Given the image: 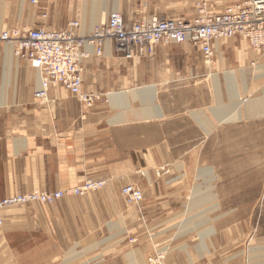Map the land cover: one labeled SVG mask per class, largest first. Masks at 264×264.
<instances>
[{
  "label": "crops",
  "instance_id": "1",
  "mask_svg": "<svg viewBox=\"0 0 264 264\" xmlns=\"http://www.w3.org/2000/svg\"><path fill=\"white\" fill-rule=\"evenodd\" d=\"M234 1L211 0V6L222 12ZM112 12L127 22L143 16L197 17L194 0H0V196L55 192L88 179L106 182L88 196L6 209L0 264H57L56 259L73 248L84 250L83 264H147L146 259L158 253L167 255L165 264H264V256L251 254L263 245L247 253L235 227L220 225V216L211 208L217 197L186 193L181 176L157 174L171 162L173 151L166 139L172 121L168 97L179 96L173 90L193 89L189 84L206 72L198 63L204 62L200 47L161 45L152 58L126 60L107 45L103 56L84 62L83 91L98 96L87 106L62 89H51L48 101L36 99L40 72L16 58L15 44L1 40L14 28L59 31L71 21H79L80 34L86 35ZM214 47L215 62L221 49L240 60L248 48L243 61L247 68L264 63V56L239 38ZM229 72L222 75L228 88ZM244 72L247 82L250 73ZM262 80L254 79L249 87L260 114ZM217 103L210 111L220 120ZM234 106L228 102L229 110ZM230 115L224 120L230 121ZM191 116L206 130L203 110ZM168 165L178 172L176 164ZM129 184L143 191L139 206L126 202L122 189Z\"/></svg>",
  "mask_w": 264,
  "mask_h": 264
},
{
  "label": "rangeland",
  "instance_id": "2",
  "mask_svg": "<svg viewBox=\"0 0 264 264\" xmlns=\"http://www.w3.org/2000/svg\"><path fill=\"white\" fill-rule=\"evenodd\" d=\"M235 38H239L248 47L241 37ZM238 49L241 50L240 47ZM247 51L248 48L242 50L240 60L229 57L222 49L221 56L213 64L200 60L198 63L204 66L206 72L196 83L189 84L194 88L173 90L179 96L172 94L171 98L168 97L170 101L167 105L172 116L170 136L166 138L172 143L173 151L169 154L171 162L163 164L157 174L161 177L171 172L173 177L181 176L186 193L217 197L218 200L213 202L211 208L220 216V225L234 226L237 241H243L242 248L250 253L251 249L264 246V112L260 114V108L255 107L256 97H253L252 89L249 88L254 79H264V70L258 67L264 63L247 68L249 65L243 62ZM244 71L250 73L247 82L242 78ZM226 72H229L226 75L228 84H231L229 88L222 76ZM236 73L239 79L234 84L229 76L236 77ZM212 75L219 78V103ZM260 84L264 85V80ZM234 92L237 94L234 95ZM228 102L235 105L229 107L230 110ZM215 103L220 107L217 112L220 120L210 111L214 110ZM202 110L207 118L204 131L195 125L191 116ZM228 114H231L230 121L224 120ZM212 127L214 130L209 132ZM168 164H176L178 172L174 173V166ZM83 252L82 248L70 249L59 256L56 262L83 264ZM251 254L264 256V249H253ZM163 255L166 259L167 255Z\"/></svg>",
  "mask_w": 264,
  "mask_h": 264
},
{
  "label": "built area",
  "instance_id": "3",
  "mask_svg": "<svg viewBox=\"0 0 264 264\" xmlns=\"http://www.w3.org/2000/svg\"><path fill=\"white\" fill-rule=\"evenodd\" d=\"M37 3L38 0H32ZM197 17L192 21L143 16L127 22L119 12H112L107 22L90 34H80V22L71 21L62 30L14 28L1 36L14 43L16 57L41 74L40 87L34 96L48 101L51 89H62L91 106L98 96L83 91L84 62L103 56L106 46L126 60L152 58L158 46L189 43L201 48L204 62L215 61L214 45L223 40L241 37L250 48L264 55V0H235L222 12L211 6V0H194ZM106 182L89 179L76 187L56 192L34 191L27 194L0 196V228L5 223L6 209L27 205H53L65 198L84 197L104 188ZM130 205L139 206L144 199L140 188L129 184L122 189ZM130 242H134L130 240ZM147 264H164V256L154 254Z\"/></svg>",
  "mask_w": 264,
  "mask_h": 264
},
{
  "label": "bare ground",
  "instance_id": "4",
  "mask_svg": "<svg viewBox=\"0 0 264 264\" xmlns=\"http://www.w3.org/2000/svg\"><path fill=\"white\" fill-rule=\"evenodd\" d=\"M32 1V0H31ZM37 3H39V0H38V2ZM155 17H157V16H155ZM158 18H160V17H158ZM167 19V18H166ZM93 31V30H92ZM91 31V32H92ZM88 34H90V32L88 33ZM88 34H86V35H88ZM231 40V39H230ZM223 41H228V40H223ZM4 42V41H3ZM6 43H9V42H6ZM13 43V42H12ZM14 44V43H13ZM185 44H189V43H185ZM170 45V44H169ZM178 45H183V44H178ZM190 45H192V44H190ZM247 45H248V43H247ZM193 46H195V45H193ZM249 46V45H248ZM199 47V46H198ZM250 47V46H249ZM16 56V55H15ZM17 58V57H16ZM18 59V58H17ZM215 59H216V53H215ZM19 60V59H18ZM21 61V60H20ZM260 69H262V70H264V65L263 66H258ZM216 79V81H217V77L215 78ZM230 79L232 80V82L235 84V76H233V75H230ZM219 82H216V84L215 85H217V88H219L218 86H219V84H218ZM235 94H237V92H234V95ZM218 95H219V93H218ZM218 97V96H217ZM154 110H155V108H154ZM206 133H208V132H206ZM139 188V187H138ZM141 189V188H140ZM142 190V189H141ZM143 192V191H142ZM54 205V204H53ZM164 254V253H163ZM162 253H159V255H163ZM164 256V260H165V255H163ZM165 264V263H164Z\"/></svg>",
  "mask_w": 264,
  "mask_h": 264
}]
</instances>
